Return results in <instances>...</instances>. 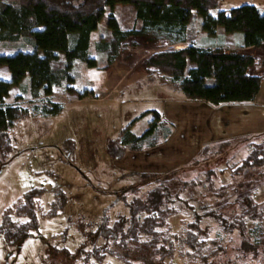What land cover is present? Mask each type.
<instances>
[{"label": "rangeland", "instance_id": "obj_1", "mask_svg": "<svg viewBox=\"0 0 264 264\" xmlns=\"http://www.w3.org/2000/svg\"><path fill=\"white\" fill-rule=\"evenodd\" d=\"M114 13L124 31L140 28L132 7L119 4ZM107 21L105 16L92 35L91 56L98 61V67L88 68L76 62L72 69L77 80L71 86L80 92H91L92 96L79 100L67 92L68 86L64 84L56 87L50 97L32 98L25 86L26 90L13 88L6 98L7 104H18L36 115L35 108L40 110L47 101L61 104L63 110L58 116L22 120L11 131L13 155L0 169V225L4 211L13 208L26 193L39 188L46 191L37 201L39 226L33 236L14 247L0 236V264H81L72 263L61 251L76 253L105 216L110 224L119 216H128L129 210L120 200L123 189L131 190L140 184L141 176L146 177L145 181L176 174L189 180L198 171L201 175L181 201L162 207L164 213L172 211L170 207L180 210L171 218L165 217L163 231L171 233L170 237L189 233L188 224L194 223L188 212L191 209L194 215L203 217L200 226L209 242L217 244L211 250H224L215 258V264H264L263 252L240 251L244 240L264 245V167L243 163L255 145L264 143V86L256 107L215 106L189 100L170 80L162 76L151 78L142 67L152 54L185 45L131 36L119 55L111 59L95 49L100 39L111 38ZM191 33L198 46L219 51L220 39L200 36V18L191 25ZM227 48L230 51L234 47ZM31 50L26 40L0 43V55ZM256 52L250 51L248 55ZM260 68L256 65L252 71L261 74ZM10 77L8 69L0 67V78ZM19 97L22 99L17 101ZM147 111L159 112L168 122L166 129L171 134L167 141L155 149L127 152L122 160L110 158L109 142L117 140L129 123ZM152 120L153 115L142 118L133 133L141 135ZM69 141L75 144L73 155L66 146ZM212 169L215 174L209 173ZM179 186L177 181L168 184L174 191ZM152 187L144 186L140 193L133 188L127 200L134 199V194L143 197L145 190ZM57 190L65 194L66 205L58 215L49 217ZM250 197L260 205L252 211L258 215L256 220L244 216L242 209ZM210 213L222 218L229 228L222 227L216 218L206 217ZM242 223L246 227L244 236L234 229ZM176 245L173 264H189L180 251L183 257L193 255L181 250L179 243ZM196 252L198 256L204 253ZM105 264L124 263L107 258Z\"/></svg>", "mask_w": 264, "mask_h": 264}, {"label": "trees", "instance_id": "obj_2", "mask_svg": "<svg viewBox=\"0 0 264 264\" xmlns=\"http://www.w3.org/2000/svg\"><path fill=\"white\" fill-rule=\"evenodd\" d=\"M220 0H0V43H17L21 40L31 46V51H18L11 55H0V67L10 72V80L0 78V169L11 159L14 151L11 131L22 120L35 117H50L61 114V104L47 101L37 115L18 104H7L6 98L13 88L25 86L32 98L50 97L56 87L64 84L67 92L83 100L93 95L80 92L71 85L77 80L72 75L76 62L84 63L88 68H97L98 61L91 56L92 35L105 16L111 38L100 39L95 44L98 53L115 58L123 44L131 36H149L165 40L171 45H185L181 49L163 50L152 54L143 64L145 73L154 78L162 76L184 96L193 101H202L215 106L247 105L254 106L264 82V73L252 74L256 58L236 51L223 49L224 40L217 35L222 27L226 34L242 36L243 47H259L264 50V12L254 5H243L230 11H218ZM130 6L141 26L137 30L124 31L114 13L117 5ZM218 11V12H217ZM217 12L216 14H214ZM200 18L201 32L212 39H220L219 51L198 46L191 25ZM217 49V50H218ZM64 57V59L61 58ZM110 64V62H108ZM22 98L19 97L17 101ZM153 115L148 129L141 135L133 133V128L144 117ZM168 122L157 111H147L135 118L122 131L120 137L110 141L107 152L110 158L122 160L127 152L140 153L155 149L167 141L171 131ZM75 151L73 141L66 143ZM243 163L250 167H264V143L255 145L254 150ZM215 174V169L209 170ZM201 172L193 179L178 178L176 174L164 177H152L132 186L136 193L142 187L153 186L145 190L143 197L134 194L128 201L131 190L121 191L120 200L129 210L128 216H119L110 224L105 216L95 230L86 237L76 253H65L72 263L105 264L107 258L119 259L124 264H173L175 250L179 243L181 250L193 257L180 256L189 264H215L214 260L224 250H211L217 244L209 242L202 231L203 217L194 215V223L188 224L189 233L183 232L175 237L163 231L165 217L180 212L172 207L167 213L162 207L180 202L188 188L195 183ZM179 182L174 191L168 187ZM138 185V186H137ZM46 189H33L26 193L13 208L3 213L0 236L7 245L17 246L38 230L36 207L38 199ZM55 201L47 216L55 217L66 205L67 198L60 190L55 193ZM173 206V205H172ZM244 216L256 220L258 208L254 198H248L243 204ZM165 215V216H164ZM218 216V215H217ZM210 213L206 217L216 218L225 229V221ZM201 224V226H200ZM241 236L245 235V224L238 227ZM233 229V230H234ZM204 235V236H203ZM256 242V241H255ZM244 240L240 251L264 254V245L260 242ZM90 248V249H89ZM204 252L198 256L196 252ZM57 252V251H56ZM60 252V251H58ZM196 252V253H193ZM197 262V263H196Z\"/></svg>", "mask_w": 264, "mask_h": 264}, {"label": "crops", "instance_id": "obj_3", "mask_svg": "<svg viewBox=\"0 0 264 264\" xmlns=\"http://www.w3.org/2000/svg\"><path fill=\"white\" fill-rule=\"evenodd\" d=\"M243 5H254L261 12H264V0H220L218 11H230L232 9L239 8ZM217 12H215L214 14H216ZM201 23H202V21L200 19V26H201ZM217 35H218V37H220L224 40V45H223L224 50L228 49L227 46H230V47L233 46L234 48H232V49L229 48L230 51H236V52H240V53L247 54V55L249 54L250 51L256 50L257 51L256 54H252L251 56L256 58V65H259L261 67L260 68L261 70H259V71H261V72L263 71V73H264V50L261 46H259V47H248V48L243 47V42H242L243 40H242L241 35L226 34L225 30L222 27H219L217 29ZM200 36L201 37H203V36L207 37V34L202 32V34ZM205 48H210V47L205 46ZM257 54H258V57H257ZM254 67L250 70V72L252 74H258V72L252 71L254 69ZM261 72H259V73H261ZM263 86H264V82L262 84L261 90H262ZM261 90H260V92H261ZM260 92H259V94H260ZM263 98H264V96H263ZM258 99H260L259 95L257 97L255 105L252 107L257 106Z\"/></svg>", "mask_w": 264, "mask_h": 264}]
</instances>
